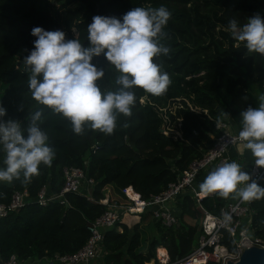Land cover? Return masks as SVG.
<instances>
[{"label": "trees", "instance_id": "obj_1", "mask_svg": "<svg viewBox=\"0 0 264 264\" xmlns=\"http://www.w3.org/2000/svg\"><path fill=\"white\" fill-rule=\"evenodd\" d=\"M160 6L171 13L163 29L166 35L159 41L170 51L155 62L162 64L171 83L160 96L138 87L132 89V115L118 114L113 134L87 127L83 135L74 134L70 121L32 98L28 87L31 73L24 57L33 49L34 27L63 31L66 40L78 39L88 46L87 27L94 16L122 20L135 7ZM256 14L264 19V0H0V106L6 109L0 120H15L26 130L32 114L42 111L37 124L54 150L51 166L41 164L39 174L30 182L22 183V176L12 182L0 181V203H7L13 191L25 190L31 199L0 217V260L11 254L23 261L75 252L88 236L86 226L102 212L99 200L104 196L125 203L121 189L126 187L141 199L159 193L191 160L211 147L219 134L215 126L224 121L225 113L241 127L235 100L249 81L256 82L264 92V56L248 52L243 42L234 39L228 25L235 19L237 27L242 28ZM92 62L104 68V77L97 81L102 92L118 90L115 80L119 73L107 65L103 55ZM165 104H172L173 111L163 113L159 108ZM125 123L127 128L123 127ZM4 156L0 146V168L5 167ZM65 166L79 167L93 180L89 195L67 193V204L39 206L32 201L42 185L49 193L59 191ZM256 183L264 187V180ZM223 199L217 194L201 198L198 204L218 214ZM249 206L253 213L251 235L264 244V197L253 199ZM174 208L178 213L174 227L160 225L145 210L106 230L101 264H160L154 255L156 249L165 250L168 263L187 255L196 245L201 212L188 193L176 199ZM184 216L194 218L195 223L187 224ZM146 217L152 219L155 234L140 252L141 222ZM221 243L233 251L226 234Z\"/></svg>", "mask_w": 264, "mask_h": 264}, {"label": "clouds", "instance_id": "obj_2", "mask_svg": "<svg viewBox=\"0 0 264 264\" xmlns=\"http://www.w3.org/2000/svg\"><path fill=\"white\" fill-rule=\"evenodd\" d=\"M171 13L164 6L158 8L135 7L115 17L94 16L87 27L88 46L78 39H65L60 30L46 31L34 27L36 37L33 49L24 57L30 71L29 91L40 105L53 114L62 115L71 123L74 134L83 135L85 128L111 135L117 127V116L131 117L135 103L134 88H141L154 96L163 95L171 81L162 64L155 58L170 51L159 41ZM228 28L235 40L243 42L248 52L264 56V19L256 14L248 18L242 28L237 21H229ZM103 55L107 65L119 73L116 91L102 92L97 81L105 75L93 58ZM258 107H248L241 113L242 129L239 132L244 147L251 151L258 168H264V95L258 97ZM226 114V113H225ZM6 109L0 106V117ZM227 115V114H226ZM42 111H36L25 129L15 120H0V146L5 153L0 168V181L22 183L39 174V166H51L54 150L46 143L48 136L38 126ZM127 123L123 127L127 128ZM26 131V135H25ZM241 170L236 162L223 163L211 171L199 185L200 194L218 193L223 198L250 202L264 197V187ZM243 182L244 187H238ZM225 220L230 216L225 215Z\"/></svg>", "mask_w": 264, "mask_h": 264}, {"label": "built area", "instance_id": "obj_3", "mask_svg": "<svg viewBox=\"0 0 264 264\" xmlns=\"http://www.w3.org/2000/svg\"><path fill=\"white\" fill-rule=\"evenodd\" d=\"M215 128L218 129L219 134L214 138L211 147L199 158L191 160L186 168L177 174L176 179L167 183L159 193L151 195L147 199H141L130 187H126L121 189V195L126 200L125 203H119L116 200L109 201L107 196L99 200L104 208L86 226L88 236L75 252L71 254L55 253L49 257L27 258L23 261L18 260L15 254H11L6 259L0 260V264H42V262L44 264H100L99 261L103 254L102 237L106 230L127 216L141 214L145 210H148L151 218L160 225L174 227L177 225L178 218V213L174 208L175 201L185 193L189 194L201 212L196 245L187 255L172 263L167 262L168 257L165 252L163 260L157 259L158 263L205 264L213 262L226 264L229 261H237L244 248L252 244H259L258 239L251 235L250 223L253 213L249 202H241L239 198L226 201L224 198L218 214L209 213L198 204L201 198L213 197L218 194L210 193L206 196L200 194L199 185L205 177L223 163H230L228 151L231 148L244 147L246 143L239 138L242 126L231 130L229 123L221 122L216 124ZM163 133L167 132L163 131ZM254 159L253 157L249 165L248 174L251 177L249 182L264 180V168H258ZM61 176L62 183L57 193H49L47 187L42 185L32 201L39 206H45L49 202L67 204L65 194L82 193L91 190L93 186V180L79 167L65 166L61 169ZM245 183L247 182H244L240 187H244ZM128 192H131L134 197H129ZM30 200L25 190L13 191L7 203H0V217L16 211ZM226 214L230 216V220H225ZM223 234H226L233 244V251H229L221 243Z\"/></svg>", "mask_w": 264, "mask_h": 264}, {"label": "rangeland", "instance_id": "obj_4", "mask_svg": "<svg viewBox=\"0 0 264 264\" xmlns=\"http://www.w3.org/2000/svg\"><path fill=\"white\" fill-rule=\"evenodd\" d=\"M248 83H249V85L247 87H245L244 93L239 98H237L235 100V105L238 108V110L240 112V115H241V113L243 111H245V109H246V107L248 105H257L258 102H259L258 101V97L260 95H264V92L260 90V87H257V84H255L256 82L249 81ZM173 108H174V106L172 104H165L162 108H159V109H161V111L163 113H165L167 110L173 111ZM226 114H224V116H223L224 121H221L222 123L223 122L229 123V122L232 121V119L229 117V115L228 114L226 115ZM169 132L172 133L173 135H178L174 129H170ZM84 194H86V192H84ZM130 220H132V218H130ZM183 221H185L187 224H190V225H192V224L195 223L194 218H191L189 216H184L183 217ZM152 222H153L152 219H150L149 217H146L141 222L140 245L137 248V251L144 252L145 251L146 244H147V240L152 235L155 234V230L151 226V223ZM197 223L199 224V219L198 218H197ZM250 246H257V247H263L264 248V244H257L256 243V244H252ZM160 251H163V250H158V251H157V249L155 250V254L154 255H155V258L156 259H158V258L160 259V257H161L159 255V252ZM164 252L165 251H163V253ZM157 261L159 262V260H157ZM99 263L101 264V261H99ZM42 264H44V263L42 262Z\"/></svg>", "mask_w": 264, "mask_h": 264}, {"label": "crops", "instance_id": "obj_5", "mask_svg": "<svg viewBox=\"0 0 264 264\" xmlns=\"http://www.w3.org/2000/svg\"><path fill=\"white\" fill-rule=\"evenodd\" d=\"M229 123H230L231 130H235L237 128V126L235 125V123L233 121H231ZM228 156H229L230 163L231 162H236L237 164L240 165L241 170H243V171H245L247 173L249 172V165H250V162H251V160L253 158L252 153H251L250 150L246 149L243 146H236V147L231 148L228 151ZM242 184H244V182L241 183L240 185H238V187H240ZM84 192H86V194H84ZM84 192H82L84 195H89L90 190L89 191H84ZM232 195L233 194H230V196L228 198H225V200L226 201L233 200ZM95 264H97V263H95Z\"/></svg>", "mask_w": 264, "mask_h": 264}, {"label": "water", "instance_id": "obj_6", "mask_svg": "<svg viewBox=\"0 0 264 264\" xmlns=\"http://www.w3.org/2000/svg\"><path fill=\"white\" fill-rule=\"evenodd\" d=\"M226 264H264V248L257 246L246 247L237 261H229Z\"/></svg>", "mask_w": 264, "mask_h": 264}, {"label": "bare ground", "instance_id": "obj_7", "mask_svg": "<svg viewBox=\"0 0 264 264\" xmlns=\"http://www.w3.org/2000/svg\"><path fill=\"white\" fill-rule=\"evenodd\" d=\"M128 195H129V197H134L133 194H132L131 192H128ZM159 255L161 256L160 259L163 260V259H164V253H163V251H160V252H159ZM162 256H163V257H162Z\"/></svg>", "mask_w": 264, "mask_h": 264}]
</instances>
